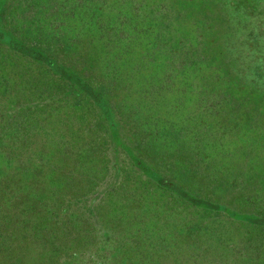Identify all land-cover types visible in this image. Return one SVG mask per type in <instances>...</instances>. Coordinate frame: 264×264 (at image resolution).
Segmentation results:
<instances>
[{
    "label": "rangeland",
    "instance_id": "1",
    "mask_svg": "<svg viewBox=\"0 0 264 264\" xmlns=\"http://www.w3.org/2000/svg\"><path fill=\"white\" fill-rule=\"evenodd\" d=\"M84 1L5 0L0 24L17 30L31 44L40 42L49 50L71 55L81 47L69 37L84 33L73 20L83 15ZM170 1L177 5L179 17L194 22L192 35L199 41H195L196 63L220 64L224 33L234 39L225 18L236 15L244 21V16L233 12L230 0ZM179 29L185 37L190 26ZM5 49L0 45V147L4 146L0 148V264H101L106 260L105 264H208L211 255L227 259V264H246L247 252L238 240L252 225L227 217L237 223L231 227L238 230L233 235L228 222L221 226L224 219L219 213L175 203L169 191L138 172L124 151L113 148L108 136L103 138L97 121L80 102L68 98L46 109L37 107L46 90L36 87L34 78L40 77V70L18 56L10 62ZM235 55L236 49L227 48L228 109H219L206 120L220 126L214 134L216 149L202 157L216 170L223 168L213 175L216 182L208 185L197 174L189 181L191 173L185 171L189 169L178 166V158L190 163L192 157L183 151L188 137L176 125L177 115L187 110L180 107L168 127L165 119L160 121L158 136L153 133L156 138L152 134L143 143L142 130L143 134L131 136L137 123L133 114L127 121L131 134L126 131L124 136L135 154L150 158L165 178L207 201L226 202L236 211L250 209L249 197L254 194L264 199V107L263 98L232 74L229 63ZM21 71L26 74L21 76ZM168 98L173 101L174 95ZM196 102L185 105L196 111ZM24 133L31 136L30 143ZM158 157L164 159L158 162ZM219 229L227 236V249L218 244ZM257 256L264 264V253Z\"/></svg>",
    "mask_w": 264,
    "mask_h": 264
},
{
    "label": "trees",
    "instance_id": "2",
    "mask_svg": "<svg viewBox=\"0 0 264 264\" xmlns=\"http://www.w3.org/2000/svg\"><path fill=\"white\" fill-rule=\"evenodd\" d=\"M4 1L0 0V10ZM84 2L80 8L83 15L73 18L80 23L84 33L69 37L72 44L79 42L81 47L71 55L59 50H49L40 42L31 44L22 39L17 30L4 29L0 24V45L6 47L10 62L14 63L18 56L40 70V77L34 78L39 84L36 87L46 90L37 99V107L46 109L50 104L68 98L80 102L94 121H97L96 127L104 133L103 138L105 139L104 135L108 136L113 148L124 151L138 172L163 190L169 191L175 203H184L199 211L206 212L210 209L213 214L219 213L224 219L221 221L222 227L227 226V222L230 228L237 224L227 221V217L252 225L253 228H244L242 235L246 234V237L241 235L238 242L247 252L246 264H259L257 254L264 253V199L260 200L258 194H254L253 198L249 197L250 209L235 211L226 202H210L200 198L190 189L165 178L155 169L150 158L149 161L136 155L124 133L127 131L131 134L127 121L135 114L137 123L131 136L143 134V131L140 141L143 143L153 133L158 136L160 121L165 119L168 127L174 124L173 115L179 112L180 107L183 111L187 110L181 116L177 115L176 125H180V129L188 137L182 149L187 155L192 154V157L190 163L184 157L178 158L181 160L178 166L180 169H189L185 170L191 173L187 177L189 181L193 182L197 174L208 185L216 182L213 175L223 168L216 170L202 157L211 155L216 149L214 134L220 130V126L212 120L209 123L206 120L211 114L216 116L217 110L227 108V48L237 50V55L230 61L233 63H229L232 74L250 92L263 98L261 107H264V0L253 3L230 0L228 5L233 12L242 14L245 20L237 19L236 15L229 16L228 20L225 18L234 39H227L224 33L220 64L216 66L196 63L199 49L195 46L197 38L192 35L195 33L194 22L179 17L177 5L170 0ZM260 13L261 18L258 16ZM50 26L53 27L52 23ZM59 26L58 23L55 28ZM183 26H190L185 37L179 29ZM198 42L197 40V44ZM25 74L26 71H21L20 75ZM30 79L28 76L27 80ZM170 95H174L173 101L171 98L165 99ZM194 99L197 100L196 111L191 106H186ZM228 107L231 111L237 109ZM209 127L213 135L210 134ZM5 134L2 131L1 138ZM154 134L152 137L156 138ZM23 135L21 134V139ZM30 138L28 135L26 142ZM12 142L10 140L8 143ZM2 147L4 146L0 148ZM157 159L161 162L164 157ZM231 230L233 235L238 231L235 228ZM217 235L218 244L227 249V236L220 229ZM105 249L103 247L100 251ZM207 263L227 264V259L211 255Z\"/></svg>",
    "mask_w": 264,
    "mask_h": 264
}]
</instances>
